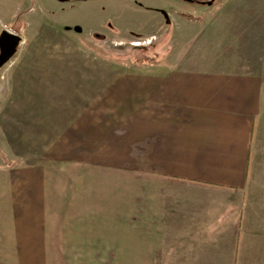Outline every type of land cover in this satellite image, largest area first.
<instances>
[{"label":"crops","instance_id":"obj_1","mask_svg":"<svg viewBox=\"0 0 264 264\" xmlns=\"http://www.w3.org/2000/svg\"><path fill=\"white\" fill-rule=\"evenodd\" d=\"M171 58L43 78L57 104L24 123L41 157L0 165V264H264L248 185L261 76Z\"/></svg>","mask_w":264,"mask_h":264},{"label":"rangeland","instance_id":"obj_2","mask_svg":"<svg viewBox=\"0 0 264 264\" xmlns=\"http://www.w3.org/2000/svg\"><path fill=\"white\" fill-rule=\"evenodd\" d=\"M206 1L0 0V34L22 37L0 68V165L41 157L47 144L41 127L24 123H39L44 109L57 104L56 94L41 93L43 78L151 69L154 60L179 55L202 63L233 56L261 76L248 185L254 198H264V0Z\"/></svg>","mask_w":264,"mask_h":264},{"label":"water","instance_id":"obj_3","mask_svg":"<svg viewBox=\"0 0 264 264\" xmlns=\"http://www.w3.org/2000/svg\"><path fill=\"white\" fill-rule=\"evenodd\" d=\"M211 2H209L210 4ZM22 40L20 34L3 30L0 34V68L12 58Z\"/></svg>","mask_w":264,"mask_h":264},{"label":"trees","instance_id":"obj_4","mask_svg":"<svg viewBox=\"0 0 264 264\" xmlns=\"http://www.w3.org/2000/svg\"><path fill=\"white\" fill-rule=\"evenodd\" d=\"M187 1H194V2H197V0H187ZM216 0H207L206 2L209 3V2H214ZM187 15V17H189L190 19H198L197 17H194L193 15H190V14H185ZM145 60H148V59H145Z\"/></svg>","mask_w":264,"mask_h":264}]
</instances>
